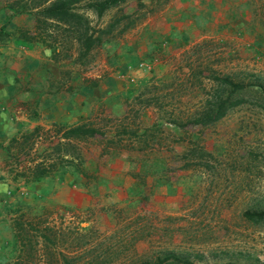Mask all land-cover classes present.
Segmentation results:
<instances>
[{
	"label": "rangeland",
	"instance_id": "obj_1",
	"mask_svg": "<svg viewBox=\"0 0 264 264\" xmlns=\"http://www.w3.org/2000/svg\"><path fill=\"white\" fill-rule=\"evenodd\" d=\"M141 1L149 2L127 0L122 8L133 11ZM169 1L153 5L152 10L141 7L139 12L145 14L136 24L156 16ZM217 4L225 17L210 32L203 30L208 35L175 47L156 39L142 58L152 61V69L138 70L135 75L138 79V72L151 73L145 82L173 78L172 85L158 83L157 90L165 108L174 107L183 119L211 98L218 84L207 77L211 72L242 80L246 84L239 93L243 99L206 124L184 129L163 124V145L137 151L134 160L139 169L131 172L137 183H122L126 190L122 198L112 200L116 191L109 189L89 210L58 208L51 221L64 232L57 248L73 250L77 239L69 232L81 225L89 227L83 236L87 248L109 246L107 264H115L123 254L136 261L179 256L167 258L169 264H264V220L254 222L244 214L247 209L264 207V27L253 15L249 0H217ZM222 19L226 22L221 23ZM192 70L197 74L191 76ZM145 82L137 83L132 95L99 104L93 115L131 117L140 106L133 96ZM173 86L180 89L170 100L162 94ZM152 89L143 97L151 96ZM158 115V109L150 105L136 121L151 124ZM169 130L174 136L166 134ZM190 139L198 141L199 151H190ZM82 147L90 155L100 150L97 139Z\"/></svg>",
	"mask_w": 264,
	"mask_h": 264
},
{
	"label": "crops",
	"instance_id": "obj_2",
	"mask_svg": "<svg viewBox=\"0 0 264 264\" xmlns=\"http://www.w3.org/2000/svg\"><path fill=\"white\" fill-rule=\"evenodd\" d=\"M6 1L0 0V28L14 31L32 25L31 14L14 13ZM224 13L217 0H170L156 16L104 43L85 68L67 59L54 61L51 49L39 41L0 38V264H45L40 249L26 259L17 222L24 227L40 218L51 223L58 208L89 210L109 189L116 191L112 200L120 199L126 191L121 184L137 183L131 172L139 169L134 160L137 151L101 155L98 149L85 154V174L64 168L39 180H26L16 174V164L5 148L9 139L35 125L76 123L99 104L133 93L137 86L126 84L116 75L117 69L144 58L156 39L175 47L208 35L202 32H210ZM138 75L140 83L151 73Z\"/></svg>",
	"mask_w": 264,
	"mask_h": 264
},
{
	"label": "trees",
	"instance_id": "obj_3",
	"mask_svg": "<svg viewBox=\"0 0 264 264\" xmlns=\"http://www.w3.org/2000/svg\"><path fill=\"white\" fill-rule=\"evenodd\" d=\"M126 1L7 0L5 5L14 13L31 14L33 23L31 26H19L14 31L0 28V38L13 36L26 41H39L51 49V58L54 61L67 59L85 68L96 59L98 49L104 43L120 38L143 17L145 12H139L141 7L146 6L152 10L153 5L167 0H149L148 3L141 1L138 8L133 11H125L122 8V4ZM249 3L252 6L253 15L264 27V0H249ZM107 14L108 17L104 19L103 17ZM197 71L202 73L200 69ZM189 74L197 73L192 70ZM207 77L218 83L210 95L211 98L206 100L203 108L186 115L184 119L174 107L165 108L161 94H158L159 84L172 85L174 79H158L159 82L152 79L141 84L138 92L133 96L140 102V106L134 109L135 113L131 117L127 114L121 116L103 114L99 118L98 115L101 112H98V115L90 113L76 123L65 124L54 121L48 127L35 125L30 130H24L12 136L5 148L16 164V174L23 176L26 180H39L64 168H72L85 174V153L82 144L90 139L99 141L101 155L121 149L145 152L163 145L162 137L165 135L163 124L184 129L190 125L206 124L220 118L228 107L243 99L239 93L246 84L242 80H233L229 75L220 76L214 72ZM151 88L154 90L152 95L143 97ZM179 89L178 86L167 88L162 95H169L171 100L174 96L176 97ZM150 105L158 109L159 115L155 122L142 125L136 119L139 118L143 109ZM166 134L171 135V130ZM175 138L177 139L178 136ZM190 140L192 142L190 151H199L198 141ZM133 174L136 173L133 172ZM244 214L254 222L264 220V207L247 209ZM17 224L20 231L18 238L20 237L26 251V259H30L32 253L40 249L45 264H53V262L77 264L79 259L83 260V264H107L108 262L106 256H108L109 246L96 250L97 248L93 247L87 248L88 246L84 243L83 236L89 231V227L74 226L69 233H75L76 247L73 250L64 251L56 246L57 241L64 234L60 226L46 222L42 218L36 223L27 222L28 227H24L20 222ZM123 256L115 264H169L166 262L167 258L179 259V256L173 254L158 256L155 259L145 258L140 261L129 260L127 254ZM247 264L257 263L248 262Z\"/></svg>",
	"mask_w": 264,
	"mask_h": 264
},
{
	"label": "built area",
	"instance_id": "obj_4",
	"mask_svg": "<svg viewBox=\"0 0 264 264\" xmlns=\"http://www.w3.org/2000/svg\"><path fill=\"white\" fill-rule=\"evenodd\" d=\"M262 54L264 55V48L261 50ZM152 61L150 59H139L135 62H131L126 64L122 69L116 70V75L125 81L126 84L132 86H137L138 79L135 75L136 71L138 70H150L152 69Z\"/></svg>",
	"mask_w": 264,
	"mask_h": 264
}]
</instances>
